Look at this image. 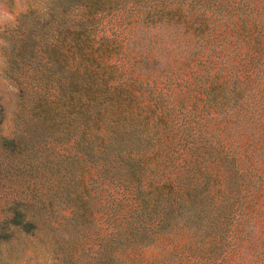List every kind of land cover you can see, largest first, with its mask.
Returning a JSON list of instances; mask_svg holds the SVG:
<instances>
[{
  "label": "trees",
  "instance_id": "trees-1",
  "mask_svg": "<svg viewBox=\"0 0 264 264\" xmlns=\"http://www.w3.org/2000/svg\"><path fill=\"white\" fill-rule=\"evenodd\" d=\"M31 1L1 35L0 78L14 100L0 96V251L35 249L52 235L53 264H75L93 248L91 235H111L99 243L104 251L147 244L180 209L210 197L196 176L202 145L193 129L162 143L149 124L174 110L149 88L147 50L160 30L173 35L181 24L204 38L207 21L239 10L238 0ZM156 146L167 151V173L150 167ZM180 148L191 154L183 163ZM161 171L155 187L151 175Z\"/></svg>",
  "mask_w": 264,
  "mask_h": 264
},
{
  "label": "rangeland",
  "instance_id": "rangeland-1",
  "mask_svg": "<svg viewBox=\"0 0 264 264\" xmlns=\"http://www.w3.org/2000/svg\"><path fill=\"white\" fill-rule=\"evenodd\" d=\"M236 3L239 10L207 21L204 38L191 35L181 24L173 35L160 30L159 43L147 50L152 59L146 68L149 88L169 96L164 98L166 108L174 110L171 118L149 124L161 133L162 143L178 139L179 129L181 134L193 129L202 148L192 160L198 183L210 197L180 209L174 225L144 245L126 240L104 251L99 243L111 235H91L86 248L95 241L93 248L76 253L81 259L75 264H264V0ZM32 4L0 0V71L3 30ZM12 92L0 78V96L6 104L12 105ZM154 97L150 95L153 105ZM167 122L175 126L171 132ZM165 153L152 147L153 170H170L163 164ZM177 156L183 163L191 158L190 150L180 148ZM161 178L165 179L162 171L151 175L152 184L160 187ZM46 238L47 244L35 249L4 247L0 264H53L60 248L52 235ZM106 254L113 259H98Z\"/></svg>",
  "mask_w": 264,
  "mask_h": 264
}]
</instances>
